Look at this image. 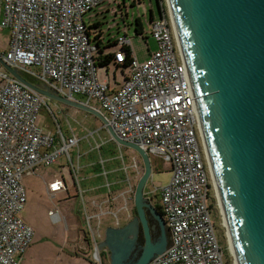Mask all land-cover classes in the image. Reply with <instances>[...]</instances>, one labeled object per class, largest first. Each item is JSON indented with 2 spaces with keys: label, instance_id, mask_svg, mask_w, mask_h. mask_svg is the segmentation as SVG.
Wrapping results in <instances>:
<instances>
[{
  "label": "built area",
  "instance_id": "built-area-1",
  "mask_svg": "<svg viewBox=\"0 0 264 264\" xmlns=\"http://www.w3.org/2000/svg\"><path fill=\"white\" fill-rule=\"evenodd\" d=\"M111 1L0 0V29L11 32L9 50L0 53V264H17L16 257L27 250L33 237L32 228L18 216L26 202L25 175L52 165L65 154L70 167L64 168V173L82 201L84 195L78 178L80 166L70 156L79 140L75 135L64 137L60 128L58 135L46 134L37 125L47 98L16 79L1 61L32 79L34 85L100 112L107 123L97 132L111 128L121 140L169 165V182L144 190L150 204L153 195L159 194L170 233L169 246L149 264H229L215 225L211 207L213 197L216 199L215 185L173 17L161 9L159 17L150 21L156 51L143 63L130 53L129 74L120 88L112 89L99 80L100 56H112L111 63L122 66L128 59L123 48L131 49V38L120 36L118 50L100 53L97 30L83 19ZM136 156L130 168L137 181L144 168ZM64 173L62 181L46 187L51 200L59 192L69 193ZM127 184L133 192L129 177ZM104 203L93 201L98 212L91 215L83 201L94 259L100 263L97 239L102 216L112 214L119 227L117 213L104 211ZM54 207L49 211L52 221H65L60 209ZM93 220L97 228H93Z\"/></svg>",
  "mask_w": 264,
  "mask_h": 264
},
{
  "label": "water",
  "instance_id": "water-1",
  "mask_svg": "<svg viewBox=\"0 0 264 264\" xmlns=\"http://www.w3.org/2000/svg\"><path fill=\"white\" fill-rule=\"evenodd\" d=\"M170 5L236 264H264V0H170ZM1 63L47 99L107 123L93 108L34 85ZM107 132L117 145L135 150L143 163L134 205L135 232L142 230L144 245L132 264H149L166 250L168 242L153 241L147 216L150 212L166 228L163 217L144 197L151 161L139 146L121 140L111 128ZM109 231L114 235L111 240L113 235L108 234L106 240L111 264H128L138 241L121 239L130 230Z\"/></svg>",
  "mask_w": 264,
  "mask_h": 264
},
{
  "label": "rangeland",
  "instance_id": "rangeland-1",
  "mask_svg": "<svg viewBox=\"0 0 264 264\" xmlns=\"http://www.w3.org/2000/svg\"><path fill=\"white\" fill-rule=\"evenodd\" d=\"M161 4L167 10V13L172 15L169 0H158V2L157 0H112L111 2L101 4L95 10L87 13L83 19L87 25L100 23L97 32L101 35L102 45L104 47L111 45L107 51L118 50L119 47L114 46L115 40L126 34L131 38L133 56L140 63H143L148 60L150 53H154L157 49V44L150 35V13L152 12L154 18H158L160 13L158 6L160 7ZM120 12L123 13L124 18H122ZM137 19H140L143 25L146 39H143L135 32V21ZM10 37V30L0 29V53H5L9 50ZM32 70L37 69L34 68ZM97 71L99 80L108 83L112 89L120 88L124 84L125 77L129 74V68L117 67L114 63L107 66H99ZM76 98L81 99L80 97ZM37 125L46 134L52 133L53 135H58L60 127L61 132L66 133V137H70L71 135L77 137L79 143L71 149L70 156L73 162L76 165L78 163L80 166L78 178L80 187L84 191L83 201L88 213L95 215L98 212L92 205L93 201H96L98 204L105 201L102 205L103 210L117 213L119 220L118 228L130 230L123 237L120 235L121 239L127 243L138 241L139 233L135 232L136 220L133 208L135 207V189L139 180L136 181L130 168L132 158L136 155L138 157V153L133 149H124L120 146L123 156L127 157L126 163L128 162V158L130 160L127 163L128 177L131 178L133 192L127 182L125 188L122 190L115 191L112 185L107 189L105 178L103 176H100L99 179L92 177L87 168L88 157L86 156V152L97 149L102 144L107 145L111 140L107 131L101 130L97 132L99 122L95 116L77 108L47 99V106L43 105L38 113ZM78 156H81L79 160ZM149 158L152 165L150 177L152 179H149L145 188H161L170 180L169 165L158 156L150 155ZM69 167V158L63 154L52 165L48 167L40 166L33 174L24 176L22 183L26 192V202L18 216L25 224L32 228L33 237L27 250L22 255L16 257L17 264H111L112 252L108 248L102 247L100 238L97 239L98 250L100 252L104 251L102 252L104 254L100 256L101 263L94 259V246H89L86 241V238H88L86 232L90 233L89 226L84 219L83 201L76 195V188L69 183V177L64 173V168L68 169ZM63 173L69 184V193L59 192L56 194L55 199L51 200L47 195L46 187L52 182L62 181ZM109 183L113 182L109 181ZM154 196L159 197V194L153 195L151 205L157 203V198ZM215 196L218 208L215 219L220 218L221 225L219 224V227L221 226L223 229V231L217 229L219 240L226 247V252L228 253L226 255L227 259L229 256L228 263L231 261V263L235 264V257L216 187ZM54 205L65 216V221L60 223L52 221L49 211L55 209ZM148 217L150 225L154 230L153 241L159 243L162 238L168 241L170 236L166 228L163 230L160 222L153 215H149ZM115 223L116 219L112 214L102 216L100 233L103 235L108 228H115ZM92 225L95 228L97 225L96 220L92 221ZM108 234L109 237L113 235L111 231ZM113 237L114 235L111 237V240ZM143 245L137 243L136 248H140L142 252Z\"/></svg>",
  "mask_w": 264,
  "mask_h": 264
},
{
  "label": "trees",
  "instance_id": "trees-1",
  "mask_svg": "<svg viewBox=\"0 0 264 264\" xmlns=\"http://www.w3.org/2000/svg\"><path fill=\"white\" fill-rule=\"evenodd\" d=\"M157 2H158V0H157ZM134 4H135V2H134ZM160 7L158 6L159 12H160L161 9H164L162 4L160 5ZM120 10H121V8H120ZM120 14H121L122 18H124L123 13L120 12ZM153 19H154V16H153V14L151 12L150 13V21L153 20ZM99 26H100V23L98 22V23L93 24L92 28L97 30V28ZM135 32H136L137 35L141 36L143 39L144 38L146 39V37L144 36V28H143V25H142L140 19H137L135 21ZM100 36H101L100 33L96 32L95 39L99 40L97 42V46L99 47V52L103 53V52L107 51L108 47H111V45H107V46L104 47L102 45V43H101V37ZM114 46H116V40H115ZM123 49L128 54L127 62L124 63L122 66H120V65H116V66L117 67L128 68L129 63H130L129 55H130V53H132V51L128 47H124ZM111 60H112V56H110V57L100 56L99 66H107V65H109L111 63ZM24 78L27 81H29L30 83L35 84L34 81L32 79H30L29 77L24 76ZM96 119L99 122V127L98 128L99 129L102 128V125H103L102 122L98 118H96ZM60 130H61V128H60ZM61 133H62V135L64 137H66L65 136L66 133L64 134L63 131ZM120 148L121 147L119 145H117L111 139L109 144H107V145L106 144L105 145L102 144V145H100V147H97V149H94L92 151H87L86 152V156L88 157L87 168L90 171L92 177H96L97 179H99L100 176H103L105 178V182L106 183H109V181L113 182V183H111V184L109 183V184H110V187L112 185V188L115 191L122 190L123 188H125L126 182H127V178H128V174H129L127 163L130 162V160L128 158V162L126 163V160H127L126 158L127 157L123 156ZM123 148L126 149L125 147H123ZM80 157H79V159H80ZM104 173H105V175H104ZM156 198H157V203L155 205H152V207L154 208L156 213H158L160 216L163 217V213H162L161 206H160V198L158 196ZM211 207H212V210H213V213H214V220H215L216 228L217 229H221L223 231L222 227L221 226L219 227V224L221 225V222L219 220L220 218L219 219H215V215L217 216V213H218V208H217L216 199L214 197H213V200H212ZM133 210H134V215L136 217L135 207L133 208ZM147 215L149 216V215H151V213L147 212ZM148 219H149V217H148ZM163 221L165 223L164 218H163ZM149 223H150V220H149ZM165 226H166V223H165ZM166 230L168 231L167 227H166ZM86 235H87V232H86ZM153 235H154V233L152 231V237H153ZM169 236H170V233H169ZM86 241L89 244V246H92L90 238L89 239L86 238ZM137 243L139 245H143L144 244V235H143L142 230H140V232H139L138 242ZM169 244H170V237H169V240L167 242L166 247H168ZM224 248L226 250V247H224ZM103 257H105V256H103ZM228 259H229V256H228ZM229 264H231V261H230Z\"/></svg>",
  "mask_w": 264,
  "mask_h": 264
},
{
  "label": "crops",
  "instance_id": "crops-1",
  "mask_svg": "<svg viewBox=\"0 0 264 264\" xmlns=\"http://www.w3.org/2000/svg\"><path fill=\"white\" fill-rule=\"evenodd\" d=\"M55 206V205H54ZM91 215H93V214H91ZM94 221V220H93ZM97 222V221H96ZM97 226H98V224L95 226L96 228H97ZM100 226H101V223H100V225H99V238H100V240H101V242H100V244L102 245V247L103 248H105V249H107L108 247H107V244H106V240H107V235H108V232H109V230L110 229H117L118 227L117 226H115V228H108L107 230H106V232L102 235L101 233H100ZM89 232V231H88ZM87 237H88V239L90 238V235H89V233H87ZM105 237V239L103 240V238ZM80 240L82 241V239L80 238ZM83 242V241H82ZM91 245H92V241H91ZM102 248V249H103ZM102 252H104L103 250H102ZM104 254V253H103ZM106 255V254H105ZM107 258V257H106Z\"/></svg>",
  "mask_w": 264,
  "mask_h": 264
},
{
  "label": "flooded vegetation",
  "instance_id": "flooded-vegetation-1",
  "mask_svg": "<svg viewBox=\"0 0 264 264\" xmlns=\"http://www.w3.org/2000/svg\"><path fill=\"white\" fill-rule=\"evenodd\" d=\"M154 233V230H153ZM117 243H120L117 242ZM115 245H112V247H114ZM141 254L140 248H136V246L130 251L129 259H128V264H132L133 262H135V260L138 258V256Z\"/></svg>",
  "mask_w": 264,
  "mask_h": 264
},
{
  "label": "bare ground",
  "instance_id": "bare-ground-1",
  "mask_svg": "<svg viewBox=\"0 0 264 264\" xmlns=\"http://www.w3.org/2000/svg\"><path fill=\"white\" fill-rule=\"evenodd\" d=\"M169 3H170V0H169ZM170 8H171V5L169 4ZM171 13H172V9H171ZM173 16V14H172ZM173 23H174V20H173ZM235 264H236V261H235Z\"/></svg>",
  "mask_w": 264,
  "mask_h": 264
}]
</instances>
